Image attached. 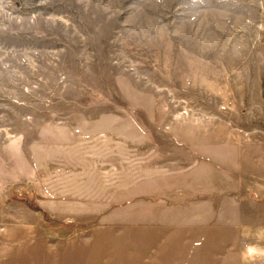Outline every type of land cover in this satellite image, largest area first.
Masks as SVG:
<instances>
[{"label":"rangeland","instance_id":"374dc122","mask_svg":"<svg viewBox=\"0 0 264 264\" xmlns=\"http://www.w3.org/2000/svg\"><path fill=\"white\" fill-rule=\"evenodd\" d=\"M0 264H264V0H0Z\"/></svg>","mask_w":264,"mask_h":264}]
</instances>
